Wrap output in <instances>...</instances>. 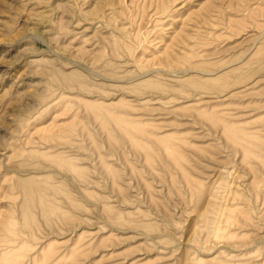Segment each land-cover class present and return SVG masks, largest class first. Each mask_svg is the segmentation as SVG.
I'll use <instances>...</instances> for the list:
<instances>
[{
  "label": "rangeland",
  "instance_id": "obj_1",
  "mask_svg": "<svg viewBox=\"0 0 264 264\" xmlns=\"http://www.w3.org/2000/svg\"><path fill=\"white\" fill-rule=\"evenodd\" d=\"M0 264H264V0H0Z\"/></svg>",
  "mask_w": 264,
  "mask_h": 264
}]
</instances>
